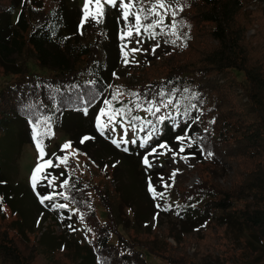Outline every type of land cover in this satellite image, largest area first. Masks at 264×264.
<instances>
[{
  "label": "trees",
  "instance_id": "16d2710c",
  "mask_svg": "<svg viewBox=\"0 0 264 264\" xmlns=\"http://www.w3.org/2000/svg\"><path fill=\"white\" fill-rule=\"evenodd\" d=\"M177 1L175 21L188 36L186 44L162 58L157 73H132L120 87L122 106L132 107V115L139 116L144 110L134 108L138 101L130 95L133 92L140 94L139 101L145 107L160 90L174 92L175 100H188V116L183 111L176 119L189 120L197 127L196 139L204 157L195 165L200 182L182 184L178 189L180 199L210 219L206 228L224 227L225 237L232 227L219 220L235 214L251 236L245 238L244 248L261 254L257 243L264 247V0ZM253 5L257 8L252 9ZM107 17L111 18L103 20L96 36L86 39L87 35L81 34L78 0H0V67L12 72V79L0 86L3 200L13 202L18 196L7 178L9 171L1 163L5 148L29 143L40 152L36 146L40 140L48 154L59 130L69 135L72 147L87 156L85 165L95 163L78 142L85 133L95 135L96 144L109 145L112 154L122 148L97 129V112L104 106L113 82L112 54H107L105 44L117 38L116 19ZM253 28L255 32L249 34ZM30 57L37 71L30 67ZM161 114L163 108L157 113ZM144 119L156 123L149 113ZM189 124L170 129L181 133ZM160 126L161 123L157 125ZM150 131L151 126L141 131L139 143ZM152 137L157 142L163 139L158 133ZM127 148L121 157L129 164L141 153L134 154ZM77 170L74 160L48 167L47 178L37 176V192L39 201L52 195V206L58 187L51 175L59 176L60 185L68 179L69 185L61 187V191L70 198L60 203L68 207L61 209L69 214L71 205L77 208L89 229L90 243H76L70 233L57 234L55 225L61 224L51 214L44 218H50L51 223L33 239L27 231V227L32 228L30 221L23 218V222L0 225V264H34L40 255L56 264H84L88 259L93 264H152L146 253L165 264H201L197 254L205 249L207 240L190 254L192 240L183 239L184 234L170 228L143 227L147 212L140 210L130 219L126 209L131 204L126 203L117 186L92 177L85 180ZM176 175L188 180L186 172ZM222 178L227 182L223 183ZM92 192L106 212L105 219L99 214ZM168 237L178 244L171 243ZM240 239L236 236L232 241Z\"/></svg>",
  "mask_w": 264,
  "mask_h": 264
},
{
  "label": "rangeland",
  "instance_id": "374dc122",
  "mask_svg": "<svg viewBox=\"0 0 264 264\" xmlns=\"http://www.w3.org/2000/svg\"><path fill=\"white\" fill-rule=\"evenodd\" d=\"M78 3L81 9L82 19L85 0H78ZM169 3L172 4L171 10H175L179 7V2L177 0H169ZM144 6L147 7L146 0ZM90 7L94 8V5H91ZM104 8L105 15L101 22L96 23L94 20H89L81 27V34L87 35L86 39H93V37L96 36L101 23L104 22L103 20L111 18L107 16L112 15L116 19L117 38L112 39L111 42L107 41L105 44L107 54L109 52L112 54V64L114 65L113 73H115V75H112L113 82L110 86L107 100H112V96L115 93H120L116 100H112V108L115 109L120 108L124 102V96L120 89L122 83L129 81L134 72L145 71L157 73L160 60H162V58H164L170 51L181 49L186 44L188 36L177 25L175 35L172 34L170 28H166L164 33L159 35L156 40L150 39L147 35L136 36L135 33L132 37L121 40V30L124 29L126 23L122 19H119L121 17V9L119 7L114 8L108 4H105ZM251 8H257V6L253 5ZM171 10L169 15L165 18L166 25H170L172 22ZM145 23H147V21H145ZM156 31L160 32V29L157 28ZM254 32L255 28L251 29L249 34ZM137 40H141L142 42L137 44ZM166 40H175L176 43H165ZM157 42H159L160 46L155 49V52H153L152 49ZM125 44L127 45V48L124 50L141 48L146 49L147 51H139L136 53L130 52L128 56L129 63L125 64L122 53V45ZM32 59L33 58L31 57L29 58V65L34 71H37L38 68L33 63ZM11 77L12 72L1 66L0 86L12 79ZM239 78L243 80V74L240 73ZM178 100L181 101L180 109L181 112H183L187 107L188 100ZM102 108L106 110L104 116L100 115V110ZM102 108L97 112V124L101 123L108 125L105 129L104 135L108 136L107 139H109V142H112L114 139L121 141L123 138L124 140L129 141V143L124 144L121 142L120 145L122 148L118 149V154H112V152L110 153V151H108L109 145L96 144V136L92 133H85L78 142L81 143V139L84 136L94 138L81 143L84 146V149L88 151L93 161H95L92 165H85L84 161L87 156L83 155L84 153L81 154L77 149L72 147V145L70 148L62 150L61 146L70 142L69 135L65 134L62 130L56 132L51 152L48 154L44 152L45 155L43 156V160L40 159V152L29 143L25 144L23 147L18 144L16 146L13 145L9 149L5 148L4 153L2 154L1 163L5 170L9 171L7 178L11 181H9V183L13 184V188L17 189L18 196L13 202L3 199L0 200V225H10V223L15 221L19 223L20 220L23 222V218H26L31 222H29V224L32 226V228L27 227V231L33 239H36L37 233L40 231V233H42V230L44 231L46 229L48 223H51L50 218L47 219L48 221L44 220L47 214H51L52 216L57 217V220H59L61 224L55 225L57 234L60 232L66 234L70 233L71 237L75 238L74 241L76 243H90L89 229L81 219L76 207L72 205L70 206V215L65 214L61 208L53 207L54 204H60L64 199V196L59 195L61 192L64 193V191H61L60 183H58L60 179L59 176L51 175L56 178V184L58 187V192L56 193L57 203L52 201V206L49 200L43 201V203L41 200L39 201V191L37 192V187L40 183H38L36 188L32 186L31 177L38 163H43L49 158H51L52 161H58L56 157H62L67 154L69 156L68 160H74L76 162L78 166L77 174L82 176L85 180H88V177H92L95 180L101 182L104 181V183L108 182L109 185L114 184L122 191L125 195L126 203L133 206V208L128 206L126 209V215H128L130 219L133 218L136 212H140V210L147 212V219H143L142 221L143 227L146 226L147 228L154 229L158 226L161 230L170 228L177 233L184 234L182 236L183 239L189 238L192 240L188 251L190 254L196 252L199 244H202L204 239L207 240L208 244L205 246V249L197 254V262H200L201 264H264V247H262L261 244L257 243V250L258 252L260 251L261 254L249 252V250L244 248L245 238H251V236L249 232L243 228L235 214L231 213L224 217V219L219 220L221 222L227 221L230 227H232L229 231H226L228 235L225 237L223 236L225 234L224 227L206 228L210 219L205 217L194 205L184 204L180 199L178 189L182 184L191 185L200 182V176L198 172H196L195 165L202 160L204 154L196 139L197 127H195V125L189 124V120L179 122V124L188 123L191 125L188 129V135L195 140V143H193L191 148L185 147L184 152H178L180 142L176 141L175 137L183 135L185 129L181 133L174 132L172 128L170 129V127H173L174 123L172 120H165L161 123L158 135L163 136V139L160 142H157L156 138L152 137L147 144L141 146V143L138 141L141 134L140 125H137V127L133 129L126 119H124L122 125L121 120L123 118L120 116H117L116 119L110 123L107 115V112L109 111L108 106L104 104ZM163 111L164 114H167L168 111H172L173 115L175 114L174 109H163ZM139 116L144 119L148 116V113L143 110ZM125 129H127V135H125ZM168 129H170L169 132H167ZM132 140H135L136 143H131ZM163 142H167L168 146L172 149V152H168L166 149L157 148L156 153L148 155L151 153L153 147H157V145ZM184 143L187 144L188 141L186 140ZM125 147L134 150V154H138L139 152L141 154H138L137 158L134 157L129 164H126V158L122 159L121 157ZM176 152H178V155L173 156V153ZM145 155H148L151 167L146 166L142 162ZM183 157H186V159ZM47 168H44L42 172L37 173V176L41 174V178H44L46 174H48ZM113 168H115V171ZM91 171H93L94 176H92L93 173ZM173 172L176 174L179 172H186L188 180L184 181V178H177L176 174L173 176ZM53 173L58 174L56 171H53ZM51 176L49 175L48 178H51ZM140 181H142V183ZM221 181L226 183L227 179L222 178ZM145 183L146 189L144 188ZM150 184L156 195L153 194V191H150ZM127 186H130L129 189ZM127 189L129 193L126 191ZM45 192H48V190ZM160 193H163V195H159ZM92 195L95 199L99 214L105 219L106 212L100 204L99 198L93 192ZM0 198L2 197L0 196ZM135 199L136 201H134ZM134 202L136 204H134ZM16 203H19V205ZM153 225L155 226L153 227ZM16 228L18 229L19 225ZM233 231L234 234L232 233ZM235 232L238 235L235 234ZM217 233L222 235L216 237ZM212 236L218 239L213 240ZM236 236L241 238L240 241H232V238ZM168 240L175 245L178 244L172 237H168ZM247 252L252 254L249 255ZM202 253H205V255L202 256ZM146 254L152 264H165V262L153 257L149 253ZM34 264H56V262L40 255L36 258ZM84 264L93 263L88 259Z\"/></svg>",
  "mask_w": 264,
  "mask_h": 264
},
{
  "label": "snow or ice",
  "instance_id": "6c2138e0",
  "mask_svg": "<svg viewBox=\"0 0 264 264\" xmlns=\"http://www.w3.org/2000/svg\"><path fill=\"white\" fill-rule=\"evenodd\" d=\"M147 7H145V0H85V4L83 7V16L81 19L80 26L82 27L86 22L89 20H94L96 23H100L102 18L105 15V8L104 5L108 4L112 7H119L121 9V17L119 19H122L125 21V27L121 30L120 38L121 40H124L125 38L132 37L135 33L136 36H144L147 35L150 39L156 40V38L163 34L166 28H170L172 31V34H176V28H177V22L175 21L176 11L171 10L172 4L169 3V0H146ZM91 5H94L93 7H90ZM138 5V6H137ZM171 10V17L172 22L170 25L165 24V18L169 15V12ZM182 10V9H181ZM147 21V23H145ZM159 28L160 32H157L156 29ZM142 41L137 40L136 43L140 44ZM171 42L172 44H175V40L171 41H165V43ZM160 46L159 42H157L152 51L155 52V49ZM127 48V45H122V53L124 57V63H129L128 56L129 53H136L139 51H147L146 49L141 48H132L129 50H124ZM115 75V73H113ZM187 89H185V92ZM120 95L119 92L115 93L112 96V100H116L117 97ZM133 97H137L138 102H134V108L135 109H144L147 113H149L151 116L155 117L156 123L154 124L152 120L150 119H142L138 115H132L133 108L128 107L127 105L122 106L120 108H112V100H104V104L108 106L109 111L107 112L108 120L111 123L116 119L117 116L122 117L121 124L123 125L124 119L127 120L129 124H131L132 128L135 129L137 127V122L140 123V130L143 131L145 128H148L151 126V131L149 132L148 136L144 138V140L141 142V146L144 144H147L148 141L152 138V136L159 132V128L157 125L160 123H163L165 120H172L173 128L179 127V121H177L176 117L181 115V109H180V100H175V93H166L164 90H160L155 97H153L151 100H147V106L145 107V104L143 101H139V93H130ZM158 98V99H157ZM175 100V102H174ZM194 107V105L192 106ZM174 109L176 115L174 116L172 111H168L167 114H161L157 115V113H161V109ZM190 112V108H185L183 115L188 116ZM106 114V110L102 108L100 110V115L104 116ZM196 120L199 119V117L195 118ZM214 122V121H213ZM34 128L36 125L33 126ZM108 127L107 124H97V129L101 133V135L104 134L105 129ZM191 127V125H188L185 128V132L183 135H178L175 137L176 141L180 142V147L178 152H184L185 147L191 148L193 146V143H195V140H193L192 137L188 135V129ZM207 131V129H205ZM125 135H127V129H125ZM94 139L93 137L84 136L81 139V143L84 141ZM188 141L187 144L184 143V141ZM128 144L129 141L124 140L122 138L121 141L112 140L113 144H116L117 147H120V144ZM131 143H136L135 140H132ZM37 148L40 149V159L43 160V156L45 155L43 151L42 142L40 140H37L36 144ZM63 149H68L71 147V143H65L61 146ZM157 148L160 149H166L168 152H172V149L168 146L167 142L160 143L157 145V147H153L151 149V153L148 155L154 154L157 152ZM124 151L127 152L128 148L125 147ZM178 152L173 153V156L178 155ZM55 155V154H53ZM74 155V154H73ZM148 155H145L143 157V163L146 166L151 167L150 161L148 159ZM209 156L212 155L211 152L208 153ZM186 159V157H183ZM56 159L59 161V163H53L52 159L49 158L47 161H44L43 163H38L37 167L34 169L31 181L32 186L35 188L37 183V173H40L43 171L44 168L47 167H60V164H67L69 156L66 154L62 157H56ZM178 171V170H177ZM64 173L61 172V175ZM175 172H173V176H175ZM47 178V177H45ZM55 179V178H53ZM49 184H52V180H49ZM69 185V180L65 179L61 187H66ZM167 187V185H166ZM150 191H153V194L156 195L154 189L151 188L150 184ZM59 195L64 196V199H69L70 197L66 195L65 193L61 192ZM159 195H163V193H160ZM54 197L52 195L44 196L41 198V202L43 203L44 200H52ZM2 200V198H0ZM54 208H67V204H54ZM81 219H83V216H81Z\"/></svg>",
  "mask_w": 264,
  "mask_h": 264
},
{
  "label": "built area",
  "instance_id": "2783aa9c",
  "mask_svg": "<svg viewBox=\"0 0 264 264\" xmlns=\"http://www.w3.org/2000/svg\"><path fill=\"white\" fill-rule=\"evenodd\" d=\"M43 231V230H42Z\"/></svg>",
  "mask_w": 264,
  "mask_h": 264
}]
</instances>
